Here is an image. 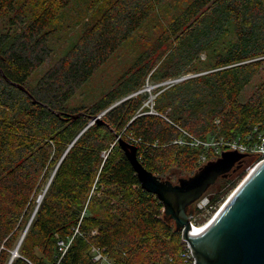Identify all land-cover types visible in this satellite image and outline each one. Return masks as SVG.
I'll list each match as a JSON object with an SVG mask.
<instances>
[{
  "label": "trees",
  "instance_id": "1",
  "mask_svg": "<svg viewBox=\"0 0 264 264\" xmlns=\"http://www.w3.org/2000/svg\"><path fill=\"white\" fill-rule=\"evenodd\" d=\"M72 1L0 0V264L43 193L10 264H101L98 253L105 264H191L181 231L142 187L118 139L162 179L192 175L207 153L174 143L183 131L252 146L264 134V0L177 1L173 12L168 0H89L104 11L30 84L54 51L50 39L79 24H61ZM145 22L148 35L110 88L91 103L73 102ZM183 75L156 89L157 113L148 112L145 82ZM252 157L238 161L212 204Z\"/></svg>",
  "mask_w": 264,
  "mask_h": 264
},
{
  "label": "water",
  "instance_id": "2",
  "mask_svg": "<svg viewBox=\"0 0 264 264\" xmlns=\"http://www.w3.org/2000/svg\"><path fill=\"white\" fill-rule=\"evenodd\" d=\"M118 145L127 155L142 187L157 195L164 206L165 216L172 219L175 228L181 231L194 264H264V162L252 174L249 173L225 202V207L208 231L197 236L193 235L192 222L198 215H191V205L212 192L213 185L221 183L219 177H226L245 154L234 150L222 151L192 175L179 177L177 183H173L169 178H159L144 168L137 158L135 145L122 138L118 139ZM43 194L38 197V204ZM17 248L18 245L8 264L18 255Z\"/></svg>",
  "mask_w": 264,
  "mask_h": 264
},
{
  "label": "rangeland",
  "instance_id": "3",
  "mask_svg": "<svg viewBox=\"0 0 264 264\" xmlns=\"http://www.w3.org/2000/svg\"><path fill=\"white\" fill-rule=\"evenodd\" d=\"M88 1L89 0H73L70 3V5L67 7L66 12H64V16L62 18L61 24L64 25V24L68 23V24H72V26L78 22H79V24L74 28H66L64 30H60V32L57 33V36H54L55 38H52V40L50 39V42L52 43V46L54 47V51H53L52 55L50 56V58L46 62H44L40 67H38L31 74V76L29 78L30 84H34L40 78V76L55 62L57 57H59L72 44V42L79 35V33L81 32V30L84 28V26L86 24L90 25L93 22H95V20L104 11V8L106 5L105 6H95L93 8H89ZM168 1H171V2L173 1V3H174L173 8H171L172 12L174 10H176L175 9V3L177 1L187 2V0H168ZM75 19H77V22H75ZM150 26H151V23L145 22L138 30H136L131 36L130 43H128V41H127L125 45H123L121 48H119L91 76V78L87 81V83L85 85H83L82 87H80V89H78V91L75 94V97L73 99V102L79 103V104H82L84 102L85 103H91L97 97H99L103 91L110 88V86L114 83L115 79L119 75H121L123 73V71L134 60V58L137 55L138 50L140 49V46H141L137 42V40L139 39L140 41H142V39L148 35ZM153 28L155 31L157 30L156 26H154ZM260 80H261V75H256L244 87V89L242 90L241 95H240L242 100H245L251 94V92L259 84ZM160 87L163 88V85L162 86H156V84H153L149 80H147L145 82L144 86L142 87L141 91L147 95V100L145 101V103H146L145 106L148 107V109H150L152 100L154 99V97L156 95V92H155L156 89L160 88ZM71 103H72V101H71ZM211 153L213 154L214 152L212 151ZM207 154H208V151L206 153V156H207ZM216 156H218V155H216ZM251 159H252V161L245 168V173L241 176H240V174L237 175L234 182L231 183V185L229 187H227V189L222 191V193H220L221 198L220 199L218 198V201L214 202V205H216V208H218L224 202V199L227 197V195L230 194L234 189H236L243 182V180L247 177L248 173L251 171V169L253 168V166H254V164L258 158L254 156ZM210 160H212V159H210ZM179 177H188V176L180 175V173H179V174L175 175L173 179H170V181H172L173 183H177V180ZM220 184L221 183L213 185V191L208 192V193L216 192L215 189L219 188L221 186ZM201 204H203L202 201H201ZM210 204H212V203H210ZM206 205L199 207L200 208L199 210H196L194 205H191V215H198L194 219V221L192 222L193 224L195 223V225H202V224L206 223L207 219H209L211 217V215L215 212V209H213L212 211H207L206 209L208 207L203 208ZM33 216H34V211L30 215V219ZM30 219H29V221H30ZM29 221H28L26 227H28V224L30 223ZM174 224H175V222H174ZM19 243H20V241H19ZM189 255L193 259L191 251H190ZM191 264H194V259H193V262Z\"/></svg>",
  "mask_w": 264,
  "mask_h": 264
},
{
  "label": "built area",
  "instance_id": "4",
  "mask_svg": "<svg viewBox=\"0 0 264 264\" xmlns=\"http://www.w3.org/2000/svg\"><path fill=\"white\" fill-rule=\"evenodd\" d=\"M188 76L189 75H183V76L175 78V79H170V80L164 81L162 83H157L156 86H162L163 85V87H167V86H169L175 82H178V81H180V80H182ZM144 104H146V103H144ZM148 112L157 113L153 108V100H152L151 107H150ZM183 133H184V136L176 139L174 141V143H177L179 145L189 144V145L197 147V148H203L206 151H211V152L213 151L214 152L213 154L218 155V156L220 155V153L222 151H225V150H234V151H237L239 153H244V154L251 153V154H254V156L258 158L257 161L255 162L253 168H255L256 166H258L262 162H264V134H259L256 142L252 146H250L249 144L240 142L237 139L232 140V141L224 140L223 138L217 139L214 137H210L208 139H201V138L196 137V136H194V135H192L186 131H183ZM247 138H251V136H248ZM207 161H208V157L206 156V153H202L199 157V163L201 165H203ZM236 189H234L230 194L227 195V197L224 199V202L222 204H224L231 197V195L235 192ZM212 195H213V193H207L197 204H194V207L196 208V210H199L200 209L199 207H202L203 205L207 204L203 208L208 207L206 209L207 211H212L213 209H215L214 213H216L220 207L216 208V205L210 204ZM201 201L203 202V204H201ZM95 258H96V260H101V264H105V262H106L105 257H103L101 253H98Z\"/></svg>",
  "mask_w": 264,
  "mask_h": 264
},
{
  "label": "bare ground",
  "instance_id": "5",
  "mask_svg": "<svg viewBox=\"0 0 264 264\" xmlns=\"http://www.w3.org/2000/svg\"><path fill=\"white\" fill-rule=\"evenodd\" d=\"M257 167L258 166H256L255 168H253L249 173L252 174L257 169ZM249 173H248V175H249ZM219 207H220L219 210L216 213H213L211 215V217L209 219H207V222L206 223H204V224L201 223L202 225H195V223L192 224V227H193V235L203 236L208 231V229L213 224V222L215 221V219L219 216V213L223 210V207H225V203L224 204H221ZM21 240H22V238H20V242H21ZM19 245H20V243L18 244V248L16 249L17 252H18V249H19Z\"/></svg>",
  "mask_w": 264,
  "mask_h": 264
},
{
  "label": "flooded vegetation",
  "instance_id": "6",
  "mask_svg": "<svg viewBox=\"0 0 264 264\" xmlns=\"http://www.w3.org/2000/svg\"><path fill=\"white\" fill-rule=\"evenodd\" d=\"M239 166V163L237 162L234 166H233V169L232 170H235V168L236 167H238ZM219 178H221L220 180H221V187H225V185H226V179L228 178V175L226 176V177H219ZM219 178L216 180V182L217 181H219ZM215 182V183H216Z\"/></svg>",
  "mask_w": 264,
  "mask_h": 264
}]
</instances>
